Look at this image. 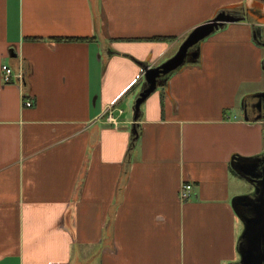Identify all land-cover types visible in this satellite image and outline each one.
Here are the masks:
<instances>
[{"label": "crops", "instance_id": "crops-1", "mask_svg": "<svg viewBox=\"0 0 264 264\" xmlns=\"http://www.w3.org/2000/svg\"><path fill=\"white\" fill-rule=\"evenodd\" d=\"M245 3L0 0V264L240 258L232 200L250 189L231 162L264 150V121L236 111L264 89V21L246 14L204 40L198 61L142 105L129 156L122 107L143 85L141 63L161 64L195 27ZM4 63L25 82L4 83ZM111 105L124 110L118 125L106 120Z\"/></svg>", "mask_w": 264, "mask_h": 264}, {"label": "water", "instance_id": "water-1", "mask_svg": "<svg viewBox=\"0 0 264 264\" xmlns=\"http://www.w3.org/2000/svg\"><path fill=\"white\" fill-rule=\"evenodd\" d=\"M251 2L260 5L259 2H264V0H251ZM249 6L250 4L245 3L240 8V11L237 10L238 8L236 6L219 10L213 18L195 27L181 43L176 53L167 60L157 66L141 63L144 68V82L136 94L133 103L134 115L131 130V144L133 142L135 143L134 146H136L141 136V123L139 121L142 113V105L148 97L160 86H165L174 72L188 63H196L198 61L202 42L206 38L230 22L246 19V14H250L248 11ZM255 16L257 19L264 21L260 16ZM261 27L264 29V24L261 25ZM262 45L264 46V44ZM114 53L116 52L111 49L109 51V56H112ZM12 56L14 57L16 55L13 54ZM24 82L25 75L23 83ZM263 94L264 91H260L248 94L245 98L250 96L259 97ZM245 98L242 100L244 118L251 121L264 120L261 115L250 116L247 113L244 104ZM263 153L264 150L260 154L251 157L235 155L231 162L232 168L254 186L252 192L236 195L232 200L233 207L244 224V229L239 238L237 247L240 258L234 264H262L264 259V187L261 190L255 184V180L260 177V161L262 160ZM261 193L263 197L260 195ZM255 195L259 196L255 197ZM245 200H247L246 205L253 207L246 215L240 212L238 207V205L244 203Z\"/></svg>", "mask_w": 264, "mask_h": 264}, {"label": "flooded vegetation", "instance_id": "flooded-vegetation-1", "mask_svg": "<svg viewBox=\"0 0 264 264\" xmlns=\"http://www.w3.org/2000/svg\"><path fill=\"white\" fill-rule=\"evenodd\" d=\"M259 4L260 5H256L253 2H251L250 6L248 7V11L250 12V14L258 15L262 19H264V2H259ZM261 42L262 44H264V29H263V37H261ZM261 91H264V89ZM244 104H245L247 113L250 116L251 115L252 116L261 115L264 118V94L259 97H255V96L247 97L245 98ZM242 112H243V109H242ZM260 166H261L260 177L255 180V184L258 186V188L262 190L264 187V153L262 155V160L260 161ZM250 186L251 188L247 193L252 192L254 190V186L251 183H250ZM260 195L262 196V193ZM257 196L259 195H255V197ZM246 203H247V200H245L244 203H240L238 205L240 212H242L244 215H246L247 213L250 212L251 209H253L252 206L246 205ZM263 207H264V204H263ZM263 246H264V243H263ZM262 264H264V259L262 261Z\"/></svg>", "mask_w": 264, "mask_h": 264}, {"label": "built area", "instance_id": "built-area-1", "mask_svg": "<svg viewBox=\"0 0 264 264\" xmlns=\"http://www.w3.org/2000/svg\"><path fill=\"white\" fill-rule=\"evenodd\" d=\"M24 70L23 68H19V70H15L10 65L4 63L2 65V79L4 83H12V82H19L23 84L24 79ZM27 105H31L30 101H26ZM124 113V110L119 106H108L106 110V120L118 125L120 123L119 116ZM194 191V185L191 182H184L180 188V198L183 201L189 200Z\"/></svg>", "mask_w": 264, "mask_h": 264}, {"label": "rangeland", "instance_id": "rangeland-1", "mask_svg": "<svg viewBox=\"0 0 264 264\" xmlns=\"http://www.w3.org/2000/svg\"><path fill=\"white\" fill-rule=\"evenodd\" d=\"M207 39V38H206ZM205 39V40H206ZM139 88V87H138ZM139 91V89L137 90V92ZM135 99V98H134ZM133 103H134V100H133ZM133 103H132V105L131 106H127V105H124V107H122L124 110H125V116H124V118H128L129 119V117H132L133 116V114H134V110H133ZM242 112V110H240V109H237V113L239 114V115H241V112ZM242 116H243V112H242ZM130 130H132V125H131V127H130ZM130 136H131V131H130ZM243 187H244V189L247 191V190H249L250 188H251V186H250V183L249 182H247V181H243Z\"/></svg>", "mask_w": 264, "mask_h": 264}, {"label": "trees", "instance_id": "trees-1", "mask_svg": "<svg viewBox=\"0 0 264 264\" xmlns=\"http://www.w3.org/2000/svg\"><path fill=\"white\" fill-rule=\"evenodd\" d=\"M169 38L170 37H167V36H154L151 39H154V40H163V39H169ZM61 39L77 40V39H85V38H83V37H69V38H61ZM140 130H141V128H140ZM134 144L135 143H133V142H132V144L130 143V148H129V151H128V154H127L128 156H129V154H131V150L134 149V147H135Z\"/></svg>", "mask_w": 264, "mask_h": 264}]
</instances>
